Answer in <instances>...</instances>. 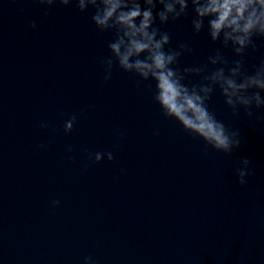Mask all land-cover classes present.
<instances>
[{"label": "water", "instance_id": "obj_1", "mask_svg": "<svg viewBox=\"0 0 264 264\" xmlns=\"http://www.w3.org/2000/svg\"><path fill=\"white\" fill-rule=\"evenodd\" d=\"M92 11L57 3L44 16L35 0H0V264H264V106L234 116L217 88L209 110L241 145L215 150L163 115L154 81L118 65L104 80L113 33L96 28ZM192 15L162 28L170 47L193 48L181 70L217 48L229 66L240 59L206 27L194 35ZM255 42L249 74L264 59V38ZM98 151L113 161L89 160ZM244 156L251 171L241 184Z\"/></svg>", "mask_w": 264, "mask_h": 264}, {"label": "clouds", "instance_id": "obj_2", "mask_svg": "<svg viewBox=\"0 0 264 264\" xmlns=\"http://www.w3.org/2000/svg\"><path fill=\"white\" fill-rule=\"evenodd\" d=\"M43 7V15L57 3L71 6L75 3L80 12L93 10L91 21L101 32H112L113 39L107 44L109 55L101 61L104 80L112 78L114 65L127 73H133L142 81H154L153 99L163 115L178 122L182 128L217 151L231 154L241 145V134L231 130L209 110L208 102L218 88L224 103L234 116L243 108L253 115L252 107L264 106V59L249 74L244 69V56L248 49L257 51L256 39L264 38V0H35ZM159 6V7H158ZM193 13L191 28L194 35L207 28L213 43L219 41L224 48H231L240 59L229 61L220 48L207 57V63L184 67L178 66L185 53H192L188 42L170 47L171 34L162 30L169 22L187 18ZM157 20L159 23L157 24ZM207 21V25H205ZM30 27L37 29L32 21ZM214 65L209 71L208 65ZM175 66V67H174ZM202 76L199 83H185L190 75ZM89 107H94L91 105ZM77 115L72 114L64 122V131L73 130ZM39 127H50L41 121ZM66 150L72 152L71 145ZM113 161L111 151L88 153L89 160L99 163L104 158ZM247 156L240 160L236 169L239 183L244 184L251 171ZM53 200L51 207L60 206ZM84 264H97L87 256Z\"/></svg>", "mask_w": 264, "mask_h": 264}]
</instances>
